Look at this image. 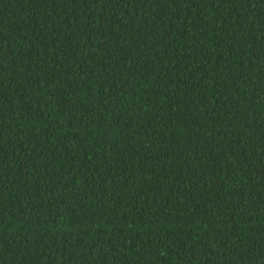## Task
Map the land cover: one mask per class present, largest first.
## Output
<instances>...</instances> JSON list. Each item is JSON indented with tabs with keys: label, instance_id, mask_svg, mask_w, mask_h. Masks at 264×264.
<instances>
[{
	"label": "trees",
	"instance_id": "1",
	"mask_svg": "<svg viewBox=\"0 0 264 264\" xmlns=\"http://www.w3.org/2000/svg\"><path fill=\"white\" fill-rule=\"evenodd\" d=\"M0 264H264V0H0Z\"/></svg>",
	"mask_w": 264,
	"mask_h": 264
}]
</instances>
